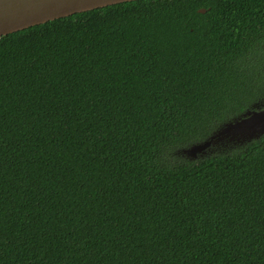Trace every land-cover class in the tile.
<instances>
[{
	"label": "trees",
	"instance_id": "16d2710c",
	"mask_svg": "<svg viewBox=\"0 0 264 264\" xmlns=\"http://www.w3.org/2000/svg\"><path fill=\"white\" fill-rule=\"evenodd\" d=\"M206 13H200V10ZM264 0H139L0 38V264H264Z\"/></svg>",
	"mask_w": 264,
	"mask_h": 264
},
{
	"label": "water",
	"instance_id": "95a60500",
	"mask_svg": "<svg viewBox=\"0 0 264 264\" xmlns=\"http://www.w3.org/2000/svg\"><path fill=\"white\" fill-rule=\"evenodd\" d=\"M139 0H0V38L58 19ZM200 13L205 14L202 9ZM264 136V103H255L240 116L220 126L208 139L180 151L190 161L202 159L213 148L242 146Z\"/></svg>",
	"mask_w": 264,
	"mask_h": 264
}]
</instances>
